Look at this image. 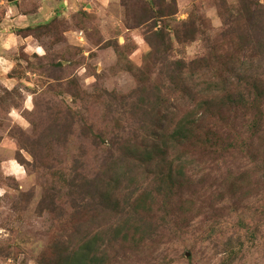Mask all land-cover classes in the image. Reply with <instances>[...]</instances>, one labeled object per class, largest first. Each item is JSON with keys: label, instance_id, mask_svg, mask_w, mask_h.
Here are the masks:
<instances>
[{"label": "rangeland", "instance_id": "rangeland-1", "mask_svg": "<svg viewBox=\"0 0 264 264\" xmlns=\"http://www.w3.org/2000/svg\"><path fill=\"white\" fill-rule=\"evenodd\" d=\"M31 1L0 0V24L9 5L35 11ZM54 1L57 15L30 28L42 49L16 48L10 71L0 73V264H264V105L231 115L241 149L202 158L191 140L174 153L169 137L179 121L193 131L202 114L223 113L211 97L210 107L203 103L199 84L212 72L189 76L186 91L168 95L164 71L170 61L212 55L234 88L236 74L224 69L250 64L254 77L264 59L240 47L243 31H252L241 8L264 0ZM189 21L198 34L183 41ZM152 30L171 36L163 64L148 57ZM75 33L82 43L70 40ZM164 95L160 106L149 103ZM256 95L246 91L249 100ZM145 110L156 116L143 117ZM165 111L174 119L158 121ZM144 124L165 135L152 147L157 164L126 178L145 156L120 149L104 188L84 191L114 155L110 140L132 142ZM168 170L172 177L159 182L156 174ZM52 199V211L42 212Z\"/></svg>", "mask_w": 264, "mask_h": 264}, {"label": "trees", "instance_id": "trees-1", "mask_svg": "<svg viewBox=\"0 0 264 264\" xmlns=\"http://www.w3.org/2000/svg\"><path fill=\"white\" fill-rule=\"evenodd\" d=\"M242 6V12L246 13V20L251 26L252 31H243V34H246V36L243 37V39L241 37L239 38V40L241 41L240 47H246V49L252 51L251 54L256 53L259 50V55L264 59V19H262V16L264 17V7L260 6L259 9H254L251 5L243 4ZM42 26L38 27L40 28ZM181 28H183L184 31H181L178 34V37L183 39V41H193L196 39L198 29L195 23H192L190 21L184 22L181 25ZM30 31L31 29L27 30L26 32L30 33ZM150 33L152 35L153 40L151 38L147 39V42L149 43L152 49V52L148 55V57L154 58L156 61H162L163 64L165 61L164 56H166L167 59V56L170 52L169 41L171 40V36L164 30H152ZM215 63L216 60L214 59V57L212 55H207L206 57L193 60L189 63L180 60L170 61L168 65L164 66L165 68H167V70H165L163 67L164 71L168 75L165 89L168 95H176L180 91L181 87H183V91H186V85L189 76H196V78L199 77L198 79H202L204 77L203 73H207L208 71L212 72L213 74L212 77H209V81L205 82L204 84H199L200 88L205 87L204 91L206 92V94L203 97V103L205 106L210 107L211 101L209 100V98L211 97L212 99H214V104L212 108L217 107L223 113L216 114L213 112V114H211L210 116H208V114H202L197 120V123L199 125L193 131L190 130L189 127H187V124H182L180 121L175 126L174 123H172V125L169 124L170 126L168 127V133L170 132L173 126L175 127L173 131V136L171 137L170 133L168 134V136H170L169 139H172V148L169 147V149H172L174 153L176 152V149H187L191 140L195 141L193 146L195 154L202 158L207 155L213 157H220L229 154L231 151H237L241 149V144H237L235 140L237 132L235 131V124H232L230 120L231 115H237L239 112H242L244 110H252L256 108L259 109L264 105V103L262 102V100L264 99V85L249 83L250 80L257 81L255 80V78H259L264 81V64L255 67L257 68L258 72L255 74L254 77L250 74V69H252L253 67V65L250 64H245L243 69H241L239 72L237 70H234V72H232L231 70L227 71L224 69L226 73H233L232 75L236 74L234 78L237 80L236 82H238V86H235L234 88V83L232 82L231 77L225 78L223 76V73V75L217 74L219 73V70L218 67H215ZM229 89H231V91ZM247 90H253L257 94L256 98L252 100L247 99ZM212 94H216L217 96H212ZM155 98L156 99L150 101L149 103H152L156 106H160L161 103H164V101L166 100L165 95L161 96L160 99H158L157 96ZM167 102L168 101H166L165 104ZM137 109L138 106L135 107V110ZM154 112L155 111H151L149 113L147 112V110H145L143 113H141V115L145 118L146 116H156L154 115ZM161 113L162 112L158 113L160 118V120L158 121L162 120L166 123L170 120V118L174 119L175 113L173 112L165 111V113H163V116ZM221 115H224V117L221 118ZM213 121H222L224 125L220 127L219 125L212 123ZM183 123L186 122L183 120ZM149 126V124L146 126L144 124L143 126H140V128L136 129V136L134 140H132V142L128 141L123 143L122 140L119 141L118 138L110 140V152L113 154L121 149L123 157H136L137 153H139L140 156H145L144 160H140L139 165L135 169H140L139 171L135 173L134 170H130V176H128L127 171L123 173L124 177L126 178H129L139 172L142 173H139L137 175L142 177L154 165L157 164V162L155 160H152L151 158L153 154L152 147H157L158 144L162 142V139L165 137V135L160 137L155 132H153L151 128H149ZM137 134H140V136H137ZM148 144H152L151 147ZM115 161L118 160L115 159L114 154L104 165V168L101 171L100 175L88 181L84 179V181L86 182L82 184V189L89 193L94 191L95 194L98 190L104 188L105 183L109 178V175H111L112 172L116 173L117 171L116 166L118 165L113 167L114 164L117 163ZM178 161L183 165L185 163H188L187 161L182 160V158L180 160H177V162ZM121 162L122 159H120V163ZM145 164L146 170H144L143 168V165ZM168 174L169 170L168 173L164 171L162 173L156 174L155 177L156 179H158L159 182H166L168 179H170V177H172V173H170L169 175ZM133 177L129 179H133ZM133 184L136 185L137 183H132V185ZM237 184H240V182L236 181V185ZM51 203V206H46V203H43L40 210L42 212L52 211L51 207H54L56 203L53 199Z\"/></svg>", "mask_w": 264, "mask_h": 264}, {"label": "crops", "instance_id": "crops-1", "mask_svg": "<svg viewBox=\"0 0 264 264\" xmlns=\"http://www.w3.org/2000/svg\"><path fill=\"white\" fill-rule=\"evenodd\" d=\"M30 3L32 8L37 6L35 11L28 12L14 4L7 7V17L0 24V73L10 71V53L16 48L21 46L26 53L33 54H37L42 49L32 34L26 31L46 25L54 15H57L58 3L54 0H32ZM60 5L61 9H64L63 3L60 2ZM75 35L70 40L82 43L83 37L78 36V33Z\"/></svg>", "mask_w": 264, "mask_h": 264}, {"label": "water", "instance_id": "water-1", "mask_svg": "<svg viewBox=\"0 0 264 264\" xmlns=\"http://www.w3.org/2000/svg\"><path fill=\"white\" fill-rule=\"evenodd\" d=\"M9 3H15L17 2L18 0H7Z\"/></svg>", "mask_w": 264, "mask_h": 264}, {"label": "bare ground", "instance_id": "bare-ground-1", "mask_svg": "<svg viewBox=\"0 0 264 264\" xmlns=\"http://www.w3.org/2000/svg\"><path fill=\"white\" fill-rule=\"evenodd\" d=\"M11 168H13V166L11 167ZM11 170V169H10ZM18 176V175H17Z\"/></svg>", "mask_w": 264, "mask_h": 264}]
</instances>
